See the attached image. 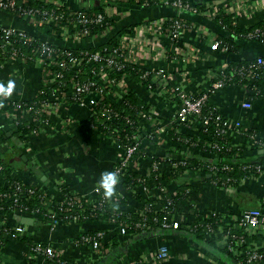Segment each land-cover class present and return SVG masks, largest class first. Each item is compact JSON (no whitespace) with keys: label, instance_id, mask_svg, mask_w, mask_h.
Returning <instances> with one entry per match:
<instances>
[{"label":"crops","instance_id":"obj_1","mask_svg":"<svg viewBox=\"0 0 264 264\" xmlns=\"http://www.w3.org/2000/svg\"><path fill=\"white\" fill-rule=\"evenodd\" d=\"M57 1L71 8H83L86 3L80 0ZM210 1L218 4L224 2ZM248 1L255 5L252 12L233 11V18L243 28L264 18V0ZM112 6L115 29L109 33L110 36L119 28L135 26L129 38L130 48L137 54L133 65L143 70L163 68L166 73L156 88H146L127 73L122 78V84L113 87L112 92L115 96L113 99L121 101L120 97L126 94L124 91H132L146 106V118H143L144 122L139 128L144 131L140 139L145 153L139 157L133 172L146 176L150 185L145 183L146 188L141 183L129 190L123 184V178H120L113 197H105L97 182L102 172L113 171L123 150L112 136L93 127L88 108L73 102L55 101L48 113L49 122L38 131L26 135L24 141L15 133L17 126L12 119L13 112H0V159L14 164L13 177L44 190L53 200H62L64 190L68 189L84 198L89 207L96 206L101 197L106 198L108 206H115L123 199V209L129 213L140 214L149 201L159 206V200L164 202L167 193L176 195L182 183L189 184L188 197L177 204L175 212L183 226L141 234H121L119 225L111 222L88 220L52 224L43 214L20 210L10 213L0 210V220L15 229L23 226L25 232L22 234H29L36 243L53 246L58 255L70 264H157L155 254L162 246L168 248L169 264H228L226 257L210 244L224 247V237L220 231L206 234L204 230L203 238H199L188 228L192 223L208 220L211 216L235 221L245 209H263L264 174L251 175L237 187H217L210 181L211 174L204 167H199L191 172L186 171L180 181H173L170 175L176 169L172 163L174 160H183L184 156L193 154L197 159L214 161L216 155L187 145L180 154L175 151L178 143L166 133L155 138L146 135L154 128L152 120L165 127L175 122L180 104L172 91L173 87L195 94L207 90L211 85V72L215 68L237 56L248 59L263 56L264 44L239 39L241 53L234 55L213 44L221 35L232 38V33L204 13L181 11L167 4L141 6L129 1ZM170 16H179L189 24L179 36L183 45L179 44V40L176 42L168 38L160 28L151 27V21ZM0 23L24 28L39 36L43 33L9 12L0 13ZM47 29L60 45L77 48L101 45L108 37L107 33L105 36L101 34L89 39L72 40L57 36L51 28ZM47 78L45 67L39 61L24 62L19 58L0 61V87L8 90L7 101L34 102L45 91ZM249 96L247 87L231 85L213 93L209 102L227 119L232 144L242 149L243 158L261 162L264 161V145L255 143L251 136L254 134L257 141L264 140V99L251 101ZM22 117L23 121L32 122L30 113ZM178 132L200 134V123H181ZM156 157L159 159L161 183L167 188L166 194L161 192L155 179L150 178ZM196 165L198 162H193V166ZM6 184L7 181L0 175V186ZM98 230L107 232L105 248L99 254L91 247L75 245L74 241L80 235ZM254 237L264 241V233ZM0 252L7 256L4 264L10 261L12 264L38 263L43 256L34 254L30 246L16 236H9L7 243L0 246Z\"/></svg>","mask_w":264,"mask_h":264},{"label":"built area","instance_id":"obj_2","mask_svg":"<svg viewBox=\"0 0 264 264\" xmlns=\"http://www.w3.org/2000/svg\"><path fill=\"white\" fill-rule=\"evenodd\" d=\"M82 1L88 4L86 8L69 7L70 10L68 13H66L65 11L61 10V6L63 4H61L57 0H46V2L53 3L56 6L52 9L47 7H34L28 3V0H24V2H21V0H0V13H12L13 15L19 17V19L26 21L28 24L37 29L46 26L47 28H51L55 33H57V36L59 37L79 40L86 38L89 39L95 36L91 34L92 30L90 26L92 24L94 26H103L105 22H107V18L113 19L111 5L116 6L118 2H130V0H117L118 2L115 4H107L108 0ZM135 1L136 3L143 1L142 6H146L150 2L156 1L155 5L167 4L176 7L181 11L189 10L190 12L195 13L201 12L197 9L195 5L196 2H194L193 0ZM95 2L100 3V5H95ZM200 4H203L205 6V10L201 13L206 14L212 19H214V17L220 10H223L233 16L234 10H241V12L246 13L252 12L255 8V5L250 3L248 0H224L223 4H218L210 0H200ZM94 6L98 8H102L104 6V9L102 11H91L89 8ZM150 24L153 28H160L161 31L165 32V35L168 36V38L170 37L176 42L180 40L179 36L181 32L189 26V24L179 16H170L160 20H153L150 22ZM105 26L106 29L103 32L97 33V35L104 34L105 36L108 33V37L106 38V41H108L109 38L114 35L113 34L110 36L109 33H112V31L115 29V26L112 24ZM134 29L135 26L131 29V31H133ZM131 31L124 33L119 46H115L113 48H104L103 50H97L92 53L87 52L85 53L86 57L84 59H81L74 56L70 51H65L66 49L75 47L60 45L58 39H55V37L53 36H47L44 33L39 36L29 32L24 28L11 25L5 26L0 23V52H2L3 54L10 52V57L8 59L19 58L24 62H30L33 61L34 55H23L24 53L22 54L21 51L15 46V44L16 42L23 41L29 45H36L35 48L37 52L44 54L43 59H41L39 62L43 64V66L45 67V71L49 76V78H47V86L62 84L64 82L66 70H70V72L74 75L78 74L81 69L80 64H82L83 60L93 66L92 72L94 74V79L87 82H81L80 80L72 78L70 83L68 84V89L65 90L62 94L57 93V90L59 89L58 87L57 89L53 90L52 93L47 94L46 97L35 99L34 102L30 104H28L26 101H7L6 95L8 93V90L5 87L1 86L0 97L6 100V103L4 105H0V110L3 109L1 113L13 112L12 119L15 120L16 126H18V124H20V122L24 120L22 116L30 113L32 115L31 123L36 126L33 131L36 132L40 129L41 126L49 122L48 113L54 103L58 101L69 102V100H72L71 102L79 104L80 106L86 107L90 110L92 116L95 117V119L92 121L93 127L103 132V128L105 126L103 117L109 116L112 111L109 107L101 108V101L103 100V98H105L106 94L108 97L115 98V96L112 94V92H114L113 87L117 86L118 84H122V78L117 79L116 77H111L110 73L112 71L122 70L127 63L133 64L134 58H137V54H135L133 48H130L129 44ZM263 34V32H259V29H256L246 34L242 33L241 39L252 40L253 38H259L263 36ZM213 44L216 48L227 51L225 47H221V43L218 39H216ZM223 65H220L216 70L211 72V80L213 77L219 76V68H222ZM54 66H57L59 70H55ZM262 67H264V56H257L254 62H252L247 67H242L240 72L241 74H246L252 78L259 75L258 69ZM165 74L166 73L163 68H157L154 70H144L141 74V77L143 79H149V87L151 88L152 84H157L161 80V78L165 76ZM122 87L125 89L124 86ZM223 88H225V82L222 79H216L215 81H212L209 89L204 90L198 94L191 93L182 89L179 90L178 88L173 87L172 91H174V93H176L181 100V105L178 115L175 118V122H179V124L186 123L192 116H197L199 118L201 117L203 124H208L210 117L208 118L202 114L203 105L207 100L210 99L213 93ZM124 92L126 94L128 93L126 91ZM124 96L120 97V100H123L125 98ZM145 116L146 113L143 114V118H146ZM127 121L128 123H131V121ZM216 121L218 122L220 131L225 132L226 128H228L227 119L220 113L216 116ZM152 122H154L153 126L155 127V129H150L147 132L148 138H155L159 134L168 133L169 127L161 126L158 123L156 124V122L153 120ZM117 133L119 135L121 134L120 131H117ZM113 138L116 140L115 137ZM251 138L255 140V143L264 145V140L262 139L257 141L254 134L253 136H251ZM117 144L121 148V150H123V154L119 161L116 163L113 171H116L119 174V177L122 178L125 172H133V167L137 166V162L139 160V157L141 156L137 155V152L141 149V140L134 136L132 139H128V142L125 144L120 142H117ZM191 144V146L195 145V143ZM210 148H216V145H209L207 147V150ZM172 163L173 166L177 168L180 163L186 164V161L182 159H176ZM158 167L159 161L156 160L154 161L152 169L155 171L154 178L160 180L161 176L158 172ZM2 169H4L3 165L0 164V170ZM211 169L216 170V166H212ZM246 171L247 175L249 176L253 174H264V164L262 162H254V164L246 167ZM215 183L216 182H214V184ZM142 184L146 188L148 187L147 184ZM159 189L161 190V192L166 194L167 188L163 183H160ZM20 193L21 188L19 187L13 193H0V200L8 198V200L18 202V200L20 199ZM32 193H34V190H32ZM44 195H46L45 192ZM72 196L73 197L68 200L69 205L73 206L75 205L73 203L77 202H80L82 204V198L80 196ZM164 197H166V195ZM118 198L119 196L117 197V199ZM102 202L108 205L106 198L104 197H101V199H99L98 201V203ZM174 205L175 204L166 197L164 199L163 205L160 204L158 206L155 203L151 202L147 206L145 205L143 211L140 214L143 215L148 208L150 209L153 206L155 210L164 213V216L161 220V224L164 229H179L183 225L182 221L175 216L176 209L173 210ZM15 209L14 211L20 210L30 212V210L28 209L18 207H16ZM70 209V207H66L65 211H68ZM31 212L43 214V216H45V218L48 219L52 224L66 222V217L72 215L73 217H75L74 210H70V214H68V216L65 215L64 220L57 219L51 211H49L48 213H42L41 209H37L35 211L32 210ZM214 216H216V214H214ZM210 218H213V216H211ZM202 221L204 220L196 221L195 225L190 226L189 228H197L200 224H202ZM215 222L217 224L215 228L212 226V223L205 226L206 232H204L206 234L208 232L215 233L217 230L220 231L224 237L223 245L226 246L230 252L234 254H241V258L243 257V259H241V263L264 264V252L261 251L262 249H264V241H261L257 237L255 239L254 237L256 235H261L262 233H264V208L262 209L253 207L245 209L241 212L240 216L236 218L235 221H229L225 217H218L215 218ZM128 226L129 225L127 223L119 224L121 234H128ZM136 227L142 228L144 230H149L152 228L151 225L148 224L145 220L142 223L138 222ZM16 231L22 234L25 232V229L23 226H18L16 228ZM106 238L107 232H105L104 230H98L95 235L88 233L82 234L78 238H76L74 242L76 246H88L97 253H100L105 248L104 244ZM32 252L39 256L43 255L42 258L38 261V264H48L46 257L53 260L58 256L56 249L53 246L49 245H36L32 248ZM155 259L157 264H169L170 255L167 246H162L158 250V252L155 254ZM62 264H65V262H63Z\"/></svg>","mask_w":264,"mask_h":264},{"label":"trees","instance_id":"obj_3","mask_svg":"<svg viewBox=\"0 0 264 264\" xmlns=\"http://www.w3.org/2000/svg\"><path fill=\"white\" fill-rule=\"evenodd\" d=\"M82 1V0H81ZM21 2H24V0H21ZM117 0H108L107 4H115L117 3ZM130 2L134 4L141 5L143 4V1L136 3L135 0H130ZM28 3L34 7H47V8H55L56 6L53 3L46 2V0H28ZM95 5H100V3L95 2ZM155 2H150L146 6L155 5ZM196 7L199 11H204L205 6L203 4H200V0L196 2ZM105 6V5H104ZM104 6L102 8L98 7H90L89 9L91 11H102L104 9ZM61 10L65 11L66 13L69 12L70 8L62 5ZM177 18V17H175ZM215 21L219 23L221 26H223L224 29L231 32L233 37L229 38L226 36H219L217 39L221 43V47H225L227 49V52L234 55H239L241 53V47L238 44V40L241 39V34H246L250 31H254L256 29H259V32L264 33V18L255 24L243 28L240 27L233 16L231 14H228L227 12L220 10L217 15L214 17ZM188 23V22H187ZM114 25L115 22L111 18H107V22L103 26H94L93 24L91 27V34L97 35L99 32H103L106 29L105 25ZM134 26H126L123 28H119L111 38H109L108 41H105L103 44L96 46V47H89V48H69L65 51H70L74 56L79 57L81 59H84L86 57L85 53H92L97 50H103L104 48H113L115 46L120 45V41L122 39V36L124 33H127L131 31V29ZM40 30L48 35H52L46 26L40 27ZM250 41L255 42H262L264 44V34L263 36L259 38H253ZM180 45H183L182 42L178 41ZM15 46L21 51V53L25 56L34 55L33 61H40L43 59L44 54L37 52L36 45H29L23 41L16 42ZM10 49V48H9ZM36 51V52H34ZM264 56V55H263ZM10 57V52L3 54L0 52V61L1 60H7ZM256 58H241L239 56L234 57L233 59L226 62L222 68H219L220 74L219 76H215L212 78V81H215L216 79H222L225 82V87L231 86V85H242L248 88L250 93V99L251 101L262 98L264 99V67L258 69L259 75L256 77H250L246 74H241L240 70L242 67L249 66L252 62H254ZM80 72L76 75L72 74L70 70H66L64 82L60 85L56 84L54 86H47L45 88V91L42 95H39L37 99H40L41 97H46L47 94L52 93L53 90H57V93L62 94L65 90L68 89V84L70 83L72 78H75L76 80H80L81 82H87L89 80L94 79V74L92 72L93 66L86 63L85 60H83L82 64H80ZM218 68V67H217ZM215 68L214 70H216ZM55 70H59L57 66H54ZM144 70L140 69L138 66L127 63L124 68L120 71H112L110 73L111 77H116L117 79H121L124 77L125 74H130L132 79L136 82L142 83L146 88L150 86L149 79H143L141 77V74ZM74 76V77H73ZM150 88V87H149ZM151 88H156V84H152ZM174 93V92H173ZM176 95V98L179 101V104L181 105V100L179 96ZM125 98L121 101L115 100L111 97H108L107 94L105 95V98L101 101L100 107L101 108H110L111 114L109 116H105V126L103 128V132L107 136L115 137L117 142L120 143H127L128 139H132L134 136L137 137L139 140L140 136L142 137V133L144 131H140L139 128L142 125L143 121V114L145 113L146 106L144 102L139 99L132 91L127 93ZM210 100V99H209ZM209 100H207L203 105V115L206 117H210V120L208 124H203L201 117L192 116L190 120L186 123H192V121H198L200 123V134H185L182 132H178L179 122H174L168 130L167 135L171 140H174L178 143L177 147H175V151L177 153H183L184 147L191 146V143H195L193 147H195L198 150L201 151H210L209 153L211 155H216V158L214 161L210 160H203V159H197V157L188 155L184 156V161H186V164L180 163L175 170H173L172 174L170 175L173 181H180L183 178V174L186 173V171H193L196 170L199 167H204L207 172L211 174L210 181L216 182L215 185L217 187H237L241 183V181L245 178H247L249 175H247L246 167H248L251 164H254L252 161L245 160L243 158V155L241 154L242 149L236 148L232 144V138L229 136L228 131L226 128L225 132L220 131V127H218V122L216 121V116L220 114L219 110L215 107H213ZM72 100H69L71 102ZM6 103V100L0 97V105H4ZM28 104L32 102H27ZM3 109L0 110L2 112ZM45 116V115H44ZM95 119L94 116L91 117V123ZM131 121V123H128V121ZM36 128L35 125L32 123H28L26 121H21L20 124L17 126L16 134H19V138L24 141L26 139V135L31 133ZM153 130L155 129L152 128ZM117 131H120L121 134L119 135ZM253 134V133H252ZM148 135V134H147ZM146 135V137H147ZM202 139H200L201 137ZM216 145V148H210L207 150L208 146ZM144 150L141 148L137 155H144ZM187 155V154H185ZM157 161L159 160L157 157L155 158ZM193 162H198V165L193 166ZM264 164V161H261ZM0 164L3 165L2 170H0V175L5 178L7 181V184L5 186H0V193H13L17 190V188H21L20 193V199L18 202H13V200H8V198H4L3 200H0V210H3L4 212H13L16 207L28 209L30 211L41 209L42 213H48L51 211L57 219L64 220L65 215L68 216L70 214V210L75 211V217L69 216L66 217V222L71 221H79V222H86L88 220H102L103 222H111L115 224H121V223H127L128 229L127 232L129 234H141L145 233L150 230L158 231L163 230L161 220L164 216L163 212L157 211L152 206L150 209L148 208L145 213L139 214V213H129L123 209L124 201L123 199H120L119 202L115 206H108L106 204L98 203L94 207H89L86 204V201L84 198H82V204L80 202L73 203L75 205H69L68 200L71 199L75 195L69 190H64V197L62 200H53L48 195H44V190L36 189L35 187L31 186L30 184H25L21 180L13 177L12 172L14 170V164L12 162H9L7 160L0 159ZM216 166V170L211 169L212 166ZM228 167V168H226ZM155 171L152 169L150 178H154ZM254 175V174H253ZM123 184L130 189L134 188L136 185L141 183H148V178L146 176H142L138 172H132L127 171L123 175ZM166 178V177H165ZM170 178V179H171ZM155 179V178H154ZM167 179V178H166ZM171 180V181H172ZM161 180L155 179V182L157 185H160ZM169 181V179H167ZM150 185V184H149ZM192 185H190L191 188ZM189 184L182 183L178 187V193L176 195L172 194H166V197L169 198L175 205L173 206V210L177 208L176 203L178 204L180 201H184L188 197V189ZM32 190H34V193H32ZM44 195V196H43ZM73 200V199H72ZM151 202H147L146 206L150 204ZM81 204V205H79ZM159 204H164L163 200H159ZM66 207H70L71 209L68 211L66 210ZM253 208V207H252ZM16 210V209H15ZM77 219V220H74ZM146 221L148 224L151 225V229L144 230L142 228H137L136 225L138 222L142 223L143 221ZM196 222L192 223L191 226H194ZM197 228H188L189 232L197 235L199 238H203L205 226L212 223V226L215 228L217 226L215 222V218L204 220L201 222ZM96 232L92 231L88 234L95 235ZM16 231L14 227H11V225L4 224L0 220V246H4L7 243V239L9 236H16L24 243L28 244L30 246V249L32 251V248L36 245H42L46 246L45 244L36 243L33 241L32 237L29 234H21ZM211 246L215 249L221 252V254L226 257L228 260V264H244L241 263V254H234L230 252L226 246L224 247H218L214 243H210ZM261 251L264 252V249ZM7 259L6 255H3L0 252V264H4V261ZM46 260L48 264H62L65 262V264H70L66 262L64 259H62L59 255L55 259H50L46 257ZM9 264H12L10 261ZM28 264H38L37 262H31ZM183 264V263H181Z\"/></svg>","mask_w":264,"mask_h":264},{"label":"clouds","instance_id":"obj_4","mask_svg":"<svg viewBox=\"0 0 264 264\" xmlns=\"http://www.w3.org/2000/svg\"><path fill=\"white\" fill-rule=\"evenodd\" d=\"M9 91H11V88H9ZM119 181L120 177L116 171H104L100 175L97 186L103 190L105 197L111 198L116 192Z\"/></svg>","mask_w":264,"mask_h":264},{"label":"rangeland","instance_id":"obj_5","mask_svg":"<svg viewBox=\"0 0 264 264\" xmlns=\"http://www.w3.org/2000/svg\"><path fill=\"white\" fill-rule=\"evenodd\" d=\"M87 7V4L85 3V6L83 8H86Z\"/></svg>","mask_w":264,"mask_h":264},{"label":"water","instance_id":"obj_6","mask_svg":"<svg viewBox=\"0 0 264 264\" xmlns=\"http://www.w3.org/2000/svg\"><path fill=\"white\" fill-rule=\"evenodd\" d=\"M25 158V157H24Z\"/></svg>","mask_w":264,"mask_h":264}]
</instances>
